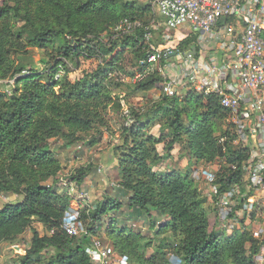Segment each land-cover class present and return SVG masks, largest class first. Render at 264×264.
Listing matches in <instances>:
<instances>
[{
    "label": "trees",
    "instance_id": "obj_1",
    "mask_svg": "<svg viewBox=\"0 0 264 264\" xmlns=\"http://www.w3.org/2000/svg\"><path fill=\"white\" fill-rule=\"evenodd\" d=\"M151 13L149 4L141 7L135 0H0V81L17 77L11 96L0 92V198H21L0 208V246L13 244L30 230L19 264H92L85 249L91 238L101 239L100 232L130 264H256L261 243L249 233L222 238L225 234L208 231L207 214L189 173L154 172L165 158L157 146L169 157L177 145L203 164L228 155L227 163L235 167L225 168L219 191L240 184L246 154L231 150L232 126L221 129L230 113L214 95L189 93L179 99L162 94L155 110L145 112V117L151 114L145 121L137 110L127 111L132 125L123 128V140L108 159L117 169L125 202L105 196L94 208H79L85 236L70 237L62 228L71 198L67 188L59 191L58 150L93 147L101 138L99 128L114 103L112 86L118 87L111 78L114 72L130 78L149 74L134 85V92H147L162 81L147 63L154 53L151 47L163 43L161 29L146 37ZM194 43L196 37L190 36L179 49ZM89 60L99 63L95 72L70 81L69 63L77 70L80 61ZM125 63L134 71L126 72ZM59 70L63 76H56ZM156 126L158 134L147 133ZM223 137L225 143L220 142ZM55 140L62 144L54 152L50 148ZM88 174L79 168L67 181L78 190ZM126 212L144 216L150 232L156 228L152 219H160L155 234H168L169 240L147 256L151 242L117 226V215ZM33 224L41 226L43 235ZM47 250L54 254L47 257Z\"/></svg>",
    "mask_w": 264,
    "mask_h": 264
},
{
    "label": "built area",
    "instance_id": "obj_2",
    "mask_svg": "<svg viewBox=\"0 0 264 264\" xmlns=\"http://www.w3.org/2000/svg\"><path fill=\"white\" fill-rule=\"evenodd\" d=\"M149 5L153 19L145 21L146 37L148 39L151 31L161 29L163 43L157 49L151 47L154 53L147 63L162 76L163 94L176 97L175 87L181 85L185 91L193 87L192 93L216 96L221 107L230 113L234 141L243 143L238 152L246 154L241 167V172L247 176L244 188L240 183L220 192L216 170L210 166L199 169L194 178L210 183L211 195L218 202L216 208L225 219L236 207L251 215L257 207L264 206L260 200L264 198V0H150ZM156 17L163 21L159 22ZM185 28L191 31L181 30L184 35L197 34L201 51L194 52V58L190 54L183 60V66L178 70L180 81L164 78L160 71L177 48L172 46L175 42H171V37L175 38L173 33ZM167 31L173 35L164 34ZM206 44L216 48H208ZM217 48L223 50L220 51L222 54ZM162 59L166 61L160 66ZM221 60L224 65L219 68ZM16 79L0 81V92L11 96ZM220 142L225 143L226 137ZM66 186L69 191L77 190L72 183L67 182ZM238 201L240 204L237 205ZM62 228L70 237L86 235L76 209L66 213ZM228 229H234L232 223L228 224ZM237 231H240L239 225ZM259 249L254 262L264 264L263 242ZM85 253L92 264H130L127 257L118 256L109 244L97 238H91Z\"/></svg>",
    "mask_w": 264,
    "mask_h": 264
},
{
    "label": "rangeland",
    "instance_id": "obj_3",
    "mask_svg": "<svg viewBox=\"0 0 264 264\" xmlns=\"http://www.w3.org/2000/svg\"><path fill=\"white\" fill-rule=\"evenodd\" d=\"M138 6L144 7L150 3V0H135ZM153 19V17H149ZM156 20L159 18L156 17ZM181 30L185 31V29L177 30L179 35H182V41H177L179 38L171 37V42H175L174 47L177 48L174 50L175 54L170 56L169 63H167L166 67L162 68L160 73L163 75L164 78H168L170 80H178L180 75L178 74V70L183 66V60L188 59V56L191 54L194 58L192 49L199 53L201 48L200 41H197V34H193L190 36L196 37L195 46H188L187 49L180 50L179 45L184 40L188 39L189 36L184 35ZM191 31V30H188ZM169 36L173 35L172 32H165ZM187 38L184 39V37ZM208 48H216L213 44L208 45ZM217 50H220L217 48ZM201 51V50H200ZM214 52V51H213ZM225 53V52H224ZM220 54H222L220 52ZM127 57H130L131 54H126ZM34 60L37 61L39 55L37 52L33 51ZM191 60H194V59ZM224 60H230L223 57ZM219 68H221L224 63L223 61H219ZM99 65L96 61H80V67L76 70L74 69L75 66L69 63V70L71 73L69 74V80L74 81L80 80L83 76L87 74H92L97 69ZM227 65V64H226ZM126 72H133L134 69L129 65V63H125ZM156 70V71H155ZM151 70L161 77L162 81L159 82L154 88L150 89L149 91L145 92H134L135 84L142 82L146 79L147 76L144 75L138 76L137 74L134 78H130L128 74H119L118 72H114L111 75L114 84H118V87L112 86V98L114 99V103L107 109L105 115V122L104 127L99 128L101 130V138L96 141L95 146L87 147L86 145H73L72 147H66L63 150H58L57 148L62 144L61 141L55 140L52 141L51 150L57 151V157L61 162L62 171L60 174L61 184L59 185L60 192H66L67 186V176L72 174L75 170L79 168H84L85 170H89V174L85 179L84 183L78 187L76 191H69L67 188L66 194L71 198L70 209H76L79 211V208H83L84 206H91L92 208L95 207L96 203L101 201L105 196H111L117 198L118 200L125 202V195L124 192L117 186L119 182V177L117 173V169L114 167V164L109 163V157L113 152V148L121 143L123 140V128H129L132 125V118L128 117V114L125 113L130 111L131 109H135L137 114L139 115V119L145 121L148 119L151 114L147 117L144 116L145 112H153L155 109L156 104L161 99L162 92V85H163V78L157 71V69ZM151 74V73H150ZM56 76H63V71L59 70L56 73ZM122 81V82H121ZM180 81V80H178ZM194 90L193 87L190 88V92L185 91L181 88V85H177L175 87L176 97L178 93V98L183 99L188 94L192 93ZM186 94V95H185ZM264 96V95H263ZM230 124L232 126L231 120L228 119L224 122V126L222 124L221 129L225 131L227 126ZM232 128L229 131L232 134L235 133V130ZM158 127L150 128L147 130L149 134H158L157 132ZM220 133H218L219 135ZM243 146L242 142H238L237 140L233 141L231 144V150L234 152H238L240 148ZM157 151L160 156H164L162 162H160L156 167H154V172L157 174H165L168 172L176 171L185 175L189 173L194 185L197 189L198 197L203 205V208L207 214L209 227V232H214L215 234H225L222 235V238L226 236H232L234 233H241L247 232L250 236L255 240L259 241L260 243H264V206H259L256 210L251 214H247L246 212L239 211L237 207L231 213V216L225 219V216H222V213L218 211V207L216 208L217 198L211 195V186L205 180H196L194 175L199 171V169H205L210 167H214L216 170V178L217 180L225 174V168L233 169L235 165H231L227 163L228 155H225L222 158H219L211 163L203 164L198 163L194 159L191 158L190 154L181 150L179 146L175 145L170 153L169 157H166V151L163 150V146H157ZM245 162L243 161L242 165ZM242 173V172H241ZM243 175V177H242ZM241 186L244 188V180L247 179L246 174L243 172L241 174ZM123 192V193H122ZM126 193V192H125ZM21 198H15V196H5L0 198V208L3 207L5 202H14L19 201ZM264 202V198L260 199ZM236 204H240V202H236ZM239 208V207H238ZM140 217V218H139ZM118 227H126L128 230L132 232L140 233L144 236L147 240L151 242V248L147 250V256L157 252L159 250L160 244L163 241L169 240L168 234L157 235L155 231L157 226L161 223V220H153L156 224V228L154 232L149 231V225L144 216H139L136 213L130 214L129 212L118 214L117 217ZM158 221V222H157ZM232 223L234 229H228V224ZM227 224V225H226ZM240 228V231H237V228ZM32 228L35 229L40 235H43V229L41 226L37 224H33ZM230 231V232H229ZM249 231V232H248ZM101 242L104 244H109L106 240V234L104 232H100ZM31 237V231L27 230L19 239L14 242L13 244H2L0 246V264H19V257L24 255V249L29 244V240ZM106 242V243H105ZM248 247V246H247ZM46 256L50 257L54 254L53 250L45 251ZM170 254V253H169Z\"/></svg>",
    "mask_w": 264,
    "mask_h": 264
},
{
    "label": "crops",
    "instance_id": "obj_4",
    "mask_svg": "<svg viewBox=\"0 0 264 264\" xmlns=\"http://www.w3.org/2000/svg\"><path fill=\"white\" fill-rule=\"evenodd\" d=\"M173 34H174L175 38H179L180 40L183 39V38H180V37H182V35H179L177 31H175Z\"/></svg>",
    "mask_w": 264,
    "mask_h": 264
},
{
    "label": "water",
    "instance_id": "obj_5",
    "mask_svg": "<svg viewBox=\"0 0 264 264\" xmlns=\"http://www.w3.org/2000/svg\"><path fill=\"white\" fill-rule=\"evenodd\" d=\"M194 52H195V50H194V49H192V52H191V53H193V54H194Z\"/></svg>",
    "mask_w": 264,
    "mask_h": 264
}]
</instances>
